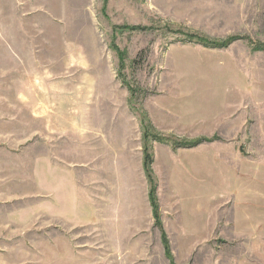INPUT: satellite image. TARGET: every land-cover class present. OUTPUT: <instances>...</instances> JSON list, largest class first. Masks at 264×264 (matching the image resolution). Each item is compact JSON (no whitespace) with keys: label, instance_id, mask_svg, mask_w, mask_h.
I'll use <instances>...</instances> for the list:
<instances>
[{"label":"rangeland","instance_id":"obj_1","mask_svg":"<svg viewBox=\"0 0 264 264\" xmlns=\"http://www.w3.org/2000/svg\"><path fill=\"white\" fill-rule=\"evenodd\" d=\"M255 164L264 0H0V264H264Z\"/></svg>","mask_w":264,"mask_h":264},{"label":"crops","instance_id":"obj_2","mask_svg":"<svg viewBox=\"0 0 264 264\" xmlns=\"http://www.w3.org/2000/svg\"><path fill=\"white\" fill-rule=\"evenodd\" d=\"M174 171V168L171 169L170 174L173 175ZM253 176V180L240 186L236 193V219L240 227L252 230V233L249 230H245V232L250 234L249 236L252 234L253 240L262 246V242H264V169H262V164L254 165ZM227 192L232 193L227 190L225 195ZM225 197L223 196L221 199L225 200ZM195 209L198 212L199 209Z\"/></svg>","mask_w":264,"mask_h":264},{"label":"trees","instance_id":"obj_3","mask_svg":"<svg viewBox=\"0 0 264 264\" xmlns=\"http://www.w3.org/2000/svg\"><path fill=\"white\" fill-rule=\"evenodd\" d=\"M196 38H193V42H200L198 40H195ZM231 43V42H230ZM229 43V44H230ZM206 44V43H205ZM228 45V44H227ZM220 46H223V44H220ZM147 138V133H145V139ZM153 139H155V141H159L160 143H170L171 141L169 139H166V138H163L159 135H156L153 137ZM203 139H197V140H194V141H190L189 143H185V145H175L177 147H182L183 149H188V148H194L195 146L199 145L201 143ZM151 163H152V156L149 155L147 153V151H145V159H144V162H143V169L145 171V173H147V176L150 178L151 180ZM149 201H151V207H152V211H153V216L155 218V220L157 221L159 219V213H158V206H157V203H156V200L154 198V187L151 188L150 192H149ZM158 225H160V223L157 222ZM163 236H164V240H163V245H164V248H165V253H167V257L170 259V253H169V244H168V241L166 239V235L164 234L163 232Z\"/></svg>","mask_w":264,"mask_h":264}]
</instances>
